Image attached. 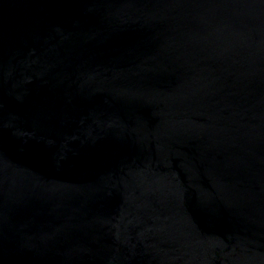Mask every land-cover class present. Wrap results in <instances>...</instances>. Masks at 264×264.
I'll return each mask as SVG.
<instances>
[{
  "label": "water",
  "instance_id": "95a60500",
  "mask_svg": "<svg viewBox=\"0 0 264 264\" xmlns=\"http://www.w3.org/2000/svg\"><path fill=\"white\" fill-rule=\"evenodd\" d=\"M0 264H264V0H0Z\"/></svg>",
  "mask_w": 264,
  "mask_h": 264
}]
</instances>
